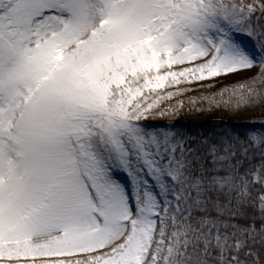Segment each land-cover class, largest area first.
Here are the masks:
<instances>
[{
    "label": "snow or ice",
    "instance_id": "snow-or-ice-1",
    "mask_svg": "<svg viewBox=\"0 0 264 264\" xmlns=\"http://www.w3.org/2000/svg\"><path fill=\"white\" fill-rule=\"evenodd\" d=\"M0 264H264V0H0Z\"/></svg>",
    "mask_w": 264,
    "mask_h": 264
},
{
    "label": "trees",
    "instance_id": "trees-1",
    "mask_svg": "<svg viewBox=\"0 0 264 264\" xmlns=\"http://www.w3.org/2000/svg\"><path fill=\"white\" fill-rule=\"evenodd\" d=\"M218 113H209L207 116H201L200 113L183 115L178 117V122L186 126V129L192 133H204L210 130L221 131L224 128L230 130L236 128L238 131L246 132L252 125L249 121L261 119L259 116H249L247 114L237 116ZM203 129L206 131H202Z\"/></svg>",
    "mask_w": 264,
    "mask_h": 264
},
{
    "label": "rangeland",
    "instance_id": "rangeland-1",
    "mask_svg": "<svg viewBox=\"0 0 264 264\" xmlns=\"http://www.w3.org/2000/svg\"><path fill=\"white\" fill-rule=\"evenodd\" d=\"M218 114H230V113L219 112ZM200 115L201 116H207V115H209V113L208 112L203 113V114L200 113ZM231 115H234V114H231ZM261 122H262L261 119H256V120L254 119L252 121H249L250 124H257V125H259ZM248 129H250V128H248Z\"/></svg>",
    "mask_w": 264,
    "mask_h": 264
}]
</instances>
